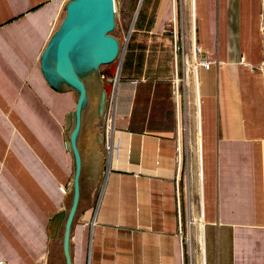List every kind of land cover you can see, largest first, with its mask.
I'll list each match as a JSON object with an SVG mask.
<instances>
[{"label": "crops", "instance_id": "1", "mask_svg": "<svg viewBox=\"0 0 264 264\" xmlns=\"http://www.w3.org/2000/svg\"><path fill=\"white\" fill-rule=\"evenodd\" d=\"M67 1L0 0V120L19 141L0 134V264H66L78 93L46 78L41 54ZM138 1L115 0L117 12L134 9L130 33H112L118 58L81 74L70 263L264 264V0H190L185 48L194 39L210 61L196 68L163 31L182 0H148L146 10ZM102 91L105 110L111 101L110 151ZM194 151L201 259L189 258V195L182 204L179 188Z\"/></svg>", "mask_w": 264, "mask_h": 264}, {"label": "water", "instance_id": "2", "mask_svg": "<svg viewBox=\"0 0 264 264\" xmlns=\"http://www.w3.org/2000/svg\"><path fill=\"white\" fill-rule=\"evenodd\" d=\"M140 3L141 0L138 1L137 9ZM64 9L70 26L60 38L51 35L41 54V64L50 82H63L78 93L76 107L71 113L74 125L68 142V148L72 150L74 156L72 201L65 217L63 239L66 264H71L68 253L69 228L77 208L81 171V157L76 146V136L80 128L81 111L86 103V88L81 74L112 62L119 55L120 44L112 34L115 28V0H68ZM75 19L81 22L75 24L73 22ZM74 49L77 54L73 53ZM50 61L54 66L51 73L47 69ZM118 75L119 66L114 78L115 82ZM105 98V92L102 91L98 102L100 113L105 111Z\"/></svg>", "mask_w": 264, "mask_h": 264}, {"label": "rangeland", "instance_id": "3", "mask_svg": "<svg viewBox=\"0 0 264 264\" xmlns=\"http://www.w3.org/2000/svg\"><path fill=\"white\" fill-rule=\"evenodd\" d=\"M181 8L177 5V14L179 17L181 16L182 21L179 22V28H181V33L184 36V40L187 43L186 36L191 38V25H192V7L190 5V0H182L181 4H179ZM149 6V1L147 0L145 2V10ZM134 9H129L127 12H120L118 11L115 13V28L112 30V33L118 37L126 36L128 33H130V30L132 28V19L134 17L133 15ZM188 14V16H187ZM177 15V17H178ZM264 18V11L262 12V19ZM179 18H177L178 20ZM188 21V23L186 22ZM75 24H79L81 20L75 19L73 20ZM54 30L52 35L56 37H61L62 34L66 31V29L70 26L69 21L67 20L65 9L62 10L60 13L58 19L56 22H54ZM84 48H86V45L83 43ZM73 53L77 54V51L74 49ZM118 58V56H117ZM47 69L49 73L54 69L53 63L50 61L47 65ZM258 69V66H252L251 70L254 71ZM49 75V74H48ZM108 102V99H107ZM107 105V104H106ZM76 107V102H75ZM107 108V107H106ZM12 129H14L15 124L12 120H9ZM16 128V127H15ZM193 133V131H192ZM0 134L5 135L8 140L9 144L11 143L13 146H16L19 144L18 137L9 135V133L5 130L3 127V124L0 120ZM199 158L198 153L195 151L191 153V156H189L188 163L183 167L182 174L180 176V196L182 200V204H184V195H189V201H188V210L185 213L183 211L182 214V233L183 238L188 246L189 249V258L193 256V254H199L200 253V240H201V230L202 223L201 215L199 216V197H198V173H199ZM61 187V186H60ZM59 187V188H60ZM61 190V188H60ZM66 190V188H65ZM62 191V190H61ZM63 192V191H62ZM202 225V226H201ZM194 252V253H193ZM201 254H199V257L201 259ZM199 259V260H200ZM193 262V260H189V264Z\"/></svg>", "mask_w": 264, "mask_h": 264}, {"label": "built area", "instance_id": "4", "mask_svg": "<svg viewBox=\"0 0 264 264\" xmlns=\"http://www.w3.org/2000/svg\"><path fill=\"white\" fill-rule=\"evenodd\" d=\"M115 13H117L116 8H115ZM163 31L170 33L174 37L175 46H176L175 51L176 52L181 51L184 57L185 56L189 57V60H186V64L190 65L192 68H196V66H207L210 63V61L205 58V52L203 51L201 45L196 43L194 39H190V41H189L190 51L189 52L186 51V48H185L186 42L184 40L183 34L180 32L179 22H178L176 16H174L173 18L168 20V22H166V24L164 25ZM190 54H192L194 56L193 60H191ZM196 55L202 56L200 58V60H198L196 58ZM251 68H252V66H251ZM106 110H105V114H104L105 120H104V124H103V132H104V135L106 137V149H107V151H110L112 149L107 142H108L109 133L111 130V122H112L111 116H110L111 101H109L108 108H106ZM60 188L63 191V193H66L65 188L64 189L62 187H60Z\"/></svg>", "mask_w": 264, "mask_h": 264}, {"label": "bare ground", "instance_id": "5", "mask_svg": "<svg viewBox=\"0 0 264 264\" xmlns=\"http://www.w3.org/2000/svg\"><path fill=\"white\" fill-rule=\"evenodd\" d=\"M115 8H116V5H115ZM56 44V43H55ZM85 66H87L86 64H85Z\"/></svg>", "mask_w": 264, "mask_h": 264}, {"label": "trees", "instance_id": "6", "mask_svg": "<svg viewBox=\"0 0 264 264\" xmlns=\"http://www.w3.org/2000/svg\"><path fill=\"white\" fill-rule=\"evenodd\" d=\"M112 63V62H111ZM104 74H105V72H104Z\"/></svg>", "mask_w": 264, "mask_h": 264}]
</instances>
